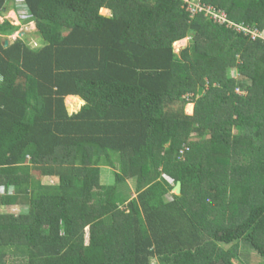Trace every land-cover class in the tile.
Here are the masks:
<instances>
[{"label":"trees","instance_id":"16d2710c","mask_svg":"<svg viewBox=\"0 0 264 264\" xmlns=\"http://www.w3.org/2000/svg\"><path fill=\"white\" fill-rule=\"evenodd\" d=\"M198 3L0 0V264H264V0Z\"/></svg>","mask_w":264,"mask_h":264},{"label":"rangeland","instance_id":"374dc122","mask_svg":"<svg viewBox=\"0 0 264 264\" xmlns=\"http://www.w3.org/2000/svg\"><path fill=\"white\" fill-rule=\"evenodd\" d=\"M199 0H197V2H198ZM190 12H192L193 10H189ZM102 14L103 15H108V12L107 11H104V10H102ZM197 14H199V13H197ZM197 14H195V15H197ZM2 18L4 19V21L6 20V19H8V18H11L12 20H13V22H15V24L16 23H19L18 25H21V28H24V29H26V30H31V28L32 29H34L35 28V26H34V24H33V26H31V24L29 23V24H27V25H25V24H23L22 25V23L20 24V22L18 21V17L15 15V14H12V12H8L7 14H6V16H2ZM23 31V30H22ZM240 31V30H239ZM19 32H20V30H19ZM19 32H17L16 34H15V38L16 39H18V38H22V37H20V35L18 34ZM33 33H31V32H29L28 31V33H27V35H28V41H29V44H31V45H33V46H36V43H37V39H36V37L34 36V35H32ZM244 35H250V37L251 38H258V36H260L261 37V39L264 41V32L261 34V33H259L260 35H258V34H256L255 32H252V33H250V34H248L247 32L246 33H243ZM192 35H193V33L192 32H189V39L192 37ZM14 41H12V43H13ZM188 44V39L187 38H185V39H183V40H181V41H178V42H176V43H174V49H175V51L176 52H178V50L179 49H181V48H183L184 46L186 47V45ZM80 99V101H82V99L81 98H79ZM69 100H70V98L68 97V98H66V107L68 108V110H69V112L70 113H73V112H75V111H78L79 109H80V107L82 106V103H78L77 101L78 100H75V99H71V103H72V106H74V107H72V108H70V102H69ZM185 113H187V114H191L192 113V105H189V106H187L186 108H185ZM0 170H2L3 171V173H5V175H11L12 173H16V172H18L19 171V174L21 173V170L20 169H16V170H14V168L13 167H0ZM3 173H1L0 172V174H3ZM51 181H48L47 179H44L43 180V183H50ZM173 192H175V190H173ZM132 195L133 196H135V194L134 193H132ZM30 212V209H29V207H27V206H23V205H17V206H12V207H9V208H5V209H3L2 207H0V213H9V214H16V215H25V214H28ZM233 263H236V261L234 262L233 261Z\"/></svg>","mask_w":264,"mask_h":264},{"label":"built area","instance_id":"2783aa9c","mask_svg":"<svg viewBox=\"0 0 264 264\" xmlns=\"http://www.w3.org/2000/svg\"><path fill=\"white\" fill-rule=\"evenodd\" d=\"M184 2H185V9H186V11H188L189 13H190V15L191 16H194L195 14H197V13H202V12H204L205 11V8L204 7H202L198 2H197V0H183ZM193 10L192 12H190L189 10ZM213 19H215L216 21H218V22H220V23H223L224 21H225V17L223 16V15H221V14H218L217 15V13H215V14H212V16H211ZM238 28V27H237ZM240 28V27H239ZM240 32L241 33H248V34H250V33H252V32H255L256 34H258V35H260L259 34V32H257V31H248L246 28H242L241 30H240ZM263 32H261V34H262ZM258 38H261L260 36H258Z\"/></svg>","mask_w":264,"mask_h":264},{"label":"crops","instance_id":"0c3cea01","mask_svg":"<svg viewBox=\"0 0 264 264\" xmlns=\"http://www.w3.org/2000/svg\"><path fill=\"white\" fill-rule=\"evenodd\" d=\"M104 11H107V12H108V15H111L109 10L104 9ZM25 12H26V11H25ZM12 14H14V13H12ZM25 14H26V13H25ZM18 21H19V19H18ZM3 22H4V19L2 18V16H0V23H3ZM19 22H20V21H19ZM32 23H33L34 26H35L34 29L31 28V30H26V29H24V28H20V32H19V33H22L24 36L27 35L28 31L34 34V32L37 30V27H36V24H35L34 22H30L31 26H33ZM18 24H19V23H16L15 25H17V26H21V25H18ZM20 24H21V22H20ZM28 24H29V23H28ZM25 25H27V24H25ZM22 30H23V31H22ZM15 34H16V33H15ZM15 34L12 35V36H10V37L8 38L9 41H10L9 43H11L12 41L16 40V38H15ZM24 36H23V37H24ZM69 98H70V97H69ZM69 102L71 103V98H70Z\"/></svg>","mask_w":264,"mask_h":264},{"label":"water","instance_id":"95a60500","mask_svg":"<svg viewBox=\"0 0 264 264\" xmlns=\"http://www.w3.org/2000/svg\"><path fill=\"white\" fill-rule=\"evenodd\" d=\"M19 35H20V37L23 36L22 33H20ZM8 44H9V40H6V41H5V46H8ZM71 97H77V96H71ZM83 103H84V101L82 100V104H83ZM174 190H175V193H176V194H178V195L180 194V183H179V182L176 184Z\"/></svg>","mask_w":264,"mask_h":264},{"label":"clouds","instance_id":"9594fccd","mask_svg":"<svg viewBox=\"0 0 264 264\" xmlns=\"http://www.w3.org/2000/svg\"><path fill=\"white\" fill-rule=\"evenodd\" d=\"M10 12H11V11H10ZM12 13H14V12H12ZM14 14L16 15V13H14ZM16 16H17V15H16ZM17 17H18V16H17ZM7 20H11V22L15 24V22H13V20H12L11 18H8ZM19 30H20V29H19ZM18 32H19V31H18ZM16 33H17V32H16ZM18 34H20V33H18ZM6 40H9V39H6ZM6 40H5V41H6ZM9 42H10V41H9ZM8 45H9V44H8ZM181 49H182V48H181ZM179 50H180V49H179ZM179 50H178V51H179ZM70 97H71V96H70ZM2 191H3V189L0 188V193H1Z\"/></svg>","mask_w":264,"mask_h":264}]
</instances>
